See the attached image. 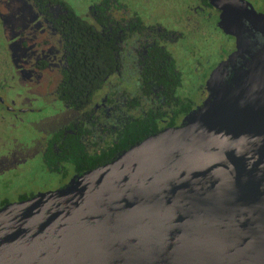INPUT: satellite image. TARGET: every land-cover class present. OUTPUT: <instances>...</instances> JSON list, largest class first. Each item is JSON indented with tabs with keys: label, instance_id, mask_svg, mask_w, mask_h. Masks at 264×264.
<instances>
[{
	"label": "flooded vegetation",
	"instance_id": "flooded-vegetation-1",
	"mask_svg": "<svg viewBox=\"0 0 264 264\" xmlns=\"http://www.w3.org/2000/svg\"><path fill=\"white\" fill-rule=\"evenodd\" d=\"M225 1L0 0V211L90 171L75 162L180 127L244 69L264 41V0ZM74 20L101 37L111 70L93 94H73Z\"/></svg>",
	"mask_w": 264,
	"mask_h": 264
},
{
	"label": "water",
	"instance_id": "water-1",
	"mask_svg": "<svg viewBox=\"0 0 264 264\" xmlns=\"http://www.w3.org/2000/svg\"><path fill=\"white\" fill-rule=\"evenodd\" d=\"M259 46L180 127L2 209L0 264H264Z\"/></svg>",
	"mask_w": 264,
	"mask_h": 264
},
{
	"label": "trees",
	"instance_id": "trees-1",
	"mask_svg": "<svg viewBox=\"0 0 264 264\" xmlns=\"http://www.w3.org/2000/svg\"><path fill=\"white\" fill-rule=\"evenodd\" d=\"M85 26L86 24L79 20H74L73 30L75 34L74 41L76 43L74 46L76 64L72 74V88L74 95H82L85 93L93 94L97 92L102 85L103 78L111 71L109 69L104 71L102 68L101 63L103 62V51L101 37L92 33L93 29H86ZM86 32L88 34H85ZM107 51H110V49L107 48ZM107 51L106 64L108 63L109 67H111L112 63L110 62H113L112 55ZM144 128H147V126L135 130L136 133L134 134L139 135L138 139L143 138L141 131H143ZM118 148L120 147L116 146V148L105 151L106 156L108 157L102 155L99 159L96 158L92 159V161L90 160L85 166H81L80 162H75L74 167L79 173L95 169L98 166L107 163L109 161V156H111V154Z\"/></svg>",
	"mask_w": 264,
	"mask_h": 264
},
{
	"label": "rangeland",
	"instance_id": "rangeland-1",
	"mask_svg": "<svg viewBox=\"0 0 264 264\" xmlns=\"http://www.w3.org/2000/svg\"><path fill=\"white\" fill-rule=\"evenodd\" d=\"M251 1V0H250ZM69 4L71 5V3L69 2ZM74 5V7H75V3L73 4ZM78 5V12H81V10H82V6H81V4H77ZM220 25V27H224L223 25H221V24H219ZM216 53L218 54L219 53V50L216 48ZM30 183H32L33 185H39V184H41L40 182H38L37 183V181H35V180H32V179H30L29 181H27V184H26V187H29L28 185L30 184ZM30 188H27L26 190H29Z\"/></svg>",
	"mask_w": 264,
	"mask_h": 264
}]
</instances>
